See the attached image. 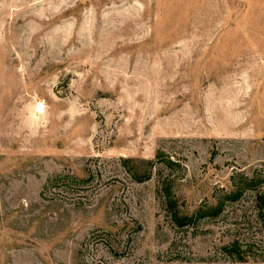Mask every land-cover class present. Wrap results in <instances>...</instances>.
I'll return each mask as SVG.
<instances>
[{
  "label": "rangeland",
  "instance_id": "374dc122",
  "mask_svg": "<svg viewBox=\"0 0 264 264\" xmlns=\"http://www.w3.org/2000/svg\"><path fill=\"white\" fill-rule=\"evenodd\" d=\"M253 178L264 0H0V264H264Z\"/></svg>",
  "mask_w": 264,
  "mask_h": 264
},
{
  "label": "trees",
  "instance_id": "16d2710c",
  "mask_svg": "<svg viewBox=\"0 0 264 264\" xmlns=\"http://www.w3.org/2000/svg\"><path fill=\"white\" fill-rule=\"evenodd\" d=\"M147 166L146 169H143V166ZM151 169H153V164L150 161H144L141 162V165L138 168H134L133 171H130L131 174H133V177L139 182L142 183L146 180H149L151 178ZM144 176V177H143ZM260 184L258 185V183ZM264 186V181L261 179H244L241 180L239 183H237L236 188L234 191H232L229 195L225 197L226 201L231 202H237L242 197V194L244 192L248 191H256L260 187ZM163 195L165 196L166 205L167 208H169V211L171 213L172 219L176 226L179 228H185L186 226H189V224L192 223V221L197 219H202L206 217H216L221 213V210L223 208L224 201L220 200L221 202H218L217 205L214 207H210L207 211H199L195 215L188 216L181 213V211L178 210L177 207V201L174 197V195L171 193L170 188H166L165 191H163ZM256 202L260 205L261 209H264V191L261 193L258 197H256Z\"/></svg>",
  "mask_w": 264,
  "mask_h": 264
}]
</instances>
